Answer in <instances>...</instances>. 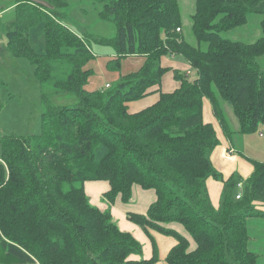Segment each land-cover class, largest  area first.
<instances>
[{
  "label": "trees",
  "instance_id": "1",
  "mask_svg": "<svg viewBox=\"0 0 264 264\" xmlns=\"http://www.w3.org/2000/svg\"><path fill=\"white\" fill-rule=\"evenodd\" d=\"M39 1L44 3L0 4L4 49L35 67L42 105L38 135L0 138V264H154L155 241L150 257L132 258L141 252L140 242L119 229L109 209L90 203L86 181L108 182L103 197L110 203L118 197L127 202L133 185L154 191L145 213L128 212L126 218L147 234L153 230L176 240L166 264H256L246 220H264V162L250 159L253 169L245 179L222 178L210 160L219 140L203 120V98L228 139L264 124V70L257 62L264 55V0H194L190 34L196 45L181 32L177 0H93L97 18L115 28L111 37L68 27V0ZM250 13L261 16L262 35L255 41L220 35L246 24ZM41 21L42 53L28 40L30 28ZM91 42L111 47L109 71L120 73L128 56L143 61L120 73L116 86L88 89L94 74L88 65L96 56ZM170 55L180 56L189 72L163 66L162 57ZM168 72L178 85L166 92L161 84ZM152 87L157 100L129 112L128 103ZM52 93L76 102L58 105ZM223 104L230 106L237 130ZM208 178L223 182L217 208L209 201Z\"/></svg>",
  "mask_w": 264,
  "mask_h": 264
},
{
  "label": "rangeland",
  "instance_id": "2",
  "mask_svg": "<svg viewBox=\"0 0 264 264\" xmlns=\"http://www.w3.org/2000/svg\"><path fill=\"white\" fill-rule=\"evenodd\" d=\"M14 0H0V4L7 6L11 4ZM35 2H41L39 0H33ZM44 1V0H42ZM182 21V34L185 39H187L191 44L196 45V40L192 36L190 26H191V14L194 10V0H177ZM44 3V2H41ZM98 6L93 0H68V7L66 9L67 16L63 19V22L77 33H89L93 36H104L111 37L115 33V28L111 23L103 22L99 20L96 16ZM246 24L232 28L230 30L220 32V35L224 38L236 41H242L246 43H251L255 41L262 35L259 23L261 16L256 13L248 14ZM29 42L33 47L34 51L44 52L45 51V40H44V22L41 21L38 24L32 26L29 30ZM6 37L3 32H0V79L3 84L0 86V138L4 135H26V134H37L41 131L40 127V114L42 110L40 94L41 87L34 77V66L25 57H14L6 52L5 48ZM207 44L201 43L200 47L205 49ZM91 49L95 56L96 69L92 77L88 79L86 87L91 89L92 83L95 80H101L103 84L108 82L111 87H114L119 82L118 76H113L110 73H115L113 71L107 70L102 63L104 58L112 54V49L109 46L101 45L95 42H91ZM130 57V56H128ZM127 57V58H128ZM137 56L130 59V63H127V59H123V66L126 69L133 67V61H136ZM258 59V58H257ZM133 60V61H132ZM261 69L264 70V55L259 57L257 60ZM185 72V71H182ZM193 77L189 74V78ZM51 101L58 105H72L76 102L75 98L68 94L63 93H52L50 94ZM204 115L206 120V103H208L206 98L204 99ZM143 103H135L131 105L130 109L140 107L141 105H149L151 102V97L143 99ZM134 104V103H132ZM142 106V107H143ZM224 111L228 120V123L232 130L238 128V123L229 105H225ZM264 126H258L256 131L249 134L234 135L235 138H240V146L243 154L249 159L264 162V136L260 137L258 131L263 129ZM238 136V137H236ZM86 186V188H85ZM84 188L86 190L89 201L91 198H98L104 205L105 209L112 211V203L107 201L102 194H99V190H90L89 183H84ZM151 199L148 197L146 201H138L136 194L134 193L131 197V204L134 209H139V207H144L147 205ZM91 203V202H90ZM141 205V206H140ZM264 210V207H262ZM115 216H122L123 220L133 226L128 228L123 225V220L120 217L115 218L112 216L111 219L118 225L122 230H129L133 235H139V232L143 229L141 226L133 223L127 217V214L122 211L115 210ZM258 223H263L262 226ZM246 225L248 229V236L251 238V242L248 243V248L258 254V259L256 264H264V220L259 218H248L246 220ZM145 233V232H144ZM143 234V233H141ZM147 234V233H145ZM144 235V234H143ZM146 240L138 239L141 246V252L137 254H132L131 257L134 259H142L151 256L152 248L149 238L151 239L150 233L147 234ZM152 235L157 242L164 235L160 233H155L153 231ZM141 237V236H140ZM156 242V243H157ZM163 254V251L161 250ZM157 259V258H156ZM155 264H164V261L158 258Z\"/></svg>",
  "mask_w": 264,
  "mask_h": 264
},
{
  "label": "crops",
  "instance_id": "3",
  "mask_svg": "<svg viewBox=\"0 0 264 264\" xmlns=\"http://www.w3.org/2000/svg\"><path fill=\"white\" fill-rule=\"evenodd\" d=\"M111 57H114L113 51H112V54H110L104 58V62L102 63V66L104 65V67H105V62L107 61V59H109ZM132 57H135V56H130L128 58L126 57V58H124V60L127 59L126 60L127 63H130V61H131L130 59H132ZM136 59H137L136 61L132 60L133 61V64H132L133 67L130 69H126V67L123 66V59H122L120 73L125 74L127 72L136 70L141 65L143 58L141 56H137ZM161 63L163 66L176 68V69H179L180 71L189 72V69H190L188 64L182 58H180V56H174V55L163 56L161 59ZM94 65H95V59L92 62H90L88 66L91 67L93 71H95L96 66L94 68ZM120 73L115 72V73H110V74L113 76L119 77ZM106 84H109V83L105 82L104 86ZM177 85H178V83L173 79L171 72H168L163 76L162 84H161L162 91H166V92L172 91L173 89H175L177 87ZM92 86L93 87L91 88V90L103 88L102 87L103 84H102L101 80H95L92 83ZM155 88L156 87H152L153 92L148 94L147 96H145L139 100L129 102L128 103V111L129 112H136V111H139V110L153 104L158 98V93L154 91ZM147 97H151V102L149 103V105H145V106L141 105L140 107L130 109L131 105H135V103L141 104L143 102H139V101H142L143 99H145ZM204 99L205 98H203V120H204V122L211 123L213 125V127L216 131L218 140H219L218 145L213 149V151L210 154V160L212 162V165L214 166V168L218 172H220V174L222 175V178L224 180L229 178L232 174H238L243 179L247 178L251 174V171L253 168H252V164L250 162V159L247 156H245V154H243V151H242L241 146H240V138L243 136L239 137L238 139L234 137L232 140L228 139L227 137L224 136L216 118L213 115L210 101L207 98H206L207 99L206 101L208 103H206V120H205V115H204V113H205L204 112L205 100ZM132 103H134V104H132ZM225 105L226 104L222 105L223 109H224ZM261 126H264V124H261ZM235 130H237V128ZM262 130L264 131V128ZM235 135H238V134H235ZM236 137H238V136H236ZM241 140H242V138H241ZM85 183H89L90 190H95V191L99 190V192H100L99 194H102V195H103V192H105L108 189V182H106V181H86ZM222 186H223V182L220 180H215L213 178H208L206 180L207 193H208V197L210 199L209 201L212 203V205L215 208H217L220 204L221 194H222V189H223ZM85 188H86V186H85ZM85 188H84V190H85ZM85 193H86V190H85ZM134 193L136 194L138 201H140V199H141V201H146L148 199V197L151 199V201L147 205H144V207H139V209H134V207H132V204L130 202L131 197L133 196ZM86 195H87V193H86ZM131 197L127 202H122L119 197L116 198L115 201L112 204H110V205H112V211H110L111 215L114 216L115 218L120 217V220H123L122 216H119V215L115 216V213H116L115 210L116 209L119 211H122L123 213H125V215L128 212L145 213L148 206L150 205V203L155 199V193L153 190H144V189L140 188L138 185H133ZM90 202H91V204H93L95 206L97 205V207L101 210L105 209V205L100 200H98V198H96V196H95V199L91 198ZM256 223L260 226L263 225V223H258V222H256ZM123 225L127 226L128 228L133 227L130 224L126 223L124 220H123ZM174 226L176 229H178L180 232H182V230H181L182 228L179 225H174ZM120 230L124 231V232L129 231V230L125 231L122 229H120ZM137 232H139V235H133L131 232H128V233L132 234L133 237L137 241H139L138 239H140V238H143V239H140L141 241L147 239L146 236H148V235L145 234L146 232L144 230L137 231ZM154 232L156 233V231H154ZM141 233H143L146 236L144 237V235ZM149 233H150L152 239L156 243L157 241L154 239V236L152 235L153 230H149ZM161 235H163V234H161ZM164 236L165 237L161 238V240H160L162 242V245H160V242H157L155 245H157V256H158V258L163 260L164 264H166L165 257L167 255L169 249L176 243V240L171 236H166V235H164ZM149 241L151 243V248H152V242H151L150 238H149ZM249 242H251L250 237H249ZM161 250L163 251V254L161 253Z\"/></svg>",
  "mask_w": 264,
  "mask_h": 264
},
{
  "label": "built area",
  "instance_id": "4",
  "mask_svg": "<svg viewBox=\"0 0 264 264\" xmlns=\"http://www.w3.org/2000/svg\"><path fill=\"white\" fill-rule=\"evenodd\" d=\"M176 30H177V31H180L179 28H177ZM108 85H109V84H106L105 87H108ZM258 135H259L260 137H263V136H264V131H263L262 129L259 130ZM237 186H238V192H237V194H236V198H239L240 195H241V184H238Z\"/></svg>",
  "mask_w": 264,
  "mask_h": 264
},
{
  "label": "bare ground",
  "instance_id": "5",
  "mask_svg": "<svg viewBox=\"0 0 264 264\" xmlns=\"http://www.w3.org/2000/svg\"><path fill=\"white\" fill-rule=\"evenodd\" d=\"M109 87V86H108ZM243 188V187H242Z\"/></svg>",
  "mask_w": 264,
  "mask_h": 264
}]
</instances>
